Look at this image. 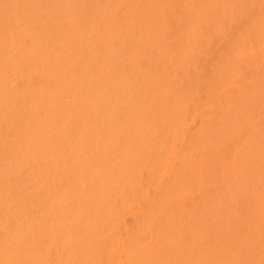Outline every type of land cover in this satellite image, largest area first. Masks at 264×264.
<instances>
[{"label":"bare ground","instance_id":"6f19581e","mask_svg":"<svg viewBox=\"0 0 264 264\" xmlns=\"http://www.w3.org/2000/svg\"><path fill=\"white\" fill-rule=\"evenodd\" d=\"M263 45L264 0H0V264H264Z\"/></svg>","mask_w":264,"mask_h":264},{"label":"rangeland","instance_id":"374dc122","mask_svg":"<svg viewBox=\"0 0 264 264\" xmlns=\"http://www.w3.org/2000/svg\"><path fill=\"white\" fill-rule=\"evenodd\" d=\"M61 6H62V7H61ZM60 7H61V8H59V10L61 11L62 9L64 10V7H66V6H63V4H62V5L60 4ZM54 9H55V8H54ZM66 9L68 10V6H67ZM66 9H65V11L68 12ZM59 10L57 9V11H59ZM63 10H62L60 13L65 12V11H63ZM55 11H56V9H55ZM57 11H56L55 13H57ZM195 15H196V13H193V15L190 14L189 17L192 16V17H194V19H195V17L198 16V15H196V16H195ZM195 20H196V19H195ZM197 20H198V18H197ZM197 20H196V21H197ZM231 23H232V22H231ZM197 24H198V23H197ZM195 25H196V24H195ZM200 25H201V27L199 28L200 30H199V29H197V30H199V31L201 32V28H203L202 24H198L197 26H200ZM196 28H198V27H196ZM203 31H204V30H202L201 35L203 34ZM256 51H257V50H256ZM261 51H262V52H261ZM254 52H255V51H254ZM261 54H262V55H261ZM248 55H249V54H248ZM248 55H245V56H247L248 60H247V58H245V56H244V59L247 60V61H244V65H243V73H244V74L242 73L241 78H240V81H239L238 84H237V87L233 88L232 90L237 91L238 89L240 90V89L242 88V89H244V91H248V92L251 91V92H252V91L254 90L253 93H255V92L257 93L258 91H260V89H263V91H261V92H264V80L262 79V78H264V75H263V73H264V72H263V71H264V66H262V64L264 63V60L262 59V58L264 57V45L262 46V48H259V52L257 51V52H255V53L249 55V56H248ZM253 55H254V56H253ZM251 56H252V57H251ZM261 56H263V57L261 58ZM249 57H250V58H249ZM251 58H253V59H251ZM254 59H255V60H254ZM257 59H258V61H256ZM260 61H262V62H260ZM249 62H250L251 65L249 64ZM257 62H259V63H257ZM247 63H248V64H247ZM253 63H255V64H253ZM245 64H246L247 68L245 67ZM260 64H261V65H260ZM252 65H253V66H252ZM263 65H264V64H263ZM184 66H185V65H184ZM249 66H250V67H249ZM251 66L253 67L252 69H251ZM185 67H187V66H185ZM244 67H245L246 69H245ZM254 67H255V68H254ZM183 68H184V67H183ZM257 68H259V69H257ZM244 69H245V71H244ZM250 69L252 70V72H251ZM183 70H184V71H183ZM183 70L181 69V72L183 71V72L185 73V69H183ZM186 70H187V69H186ZM257 70H258V71H257ZM187 71H188V70H187ZM187 71H186V74H187ZM181 72H180V73H181ZM254 72H256V73H254ZM257 72H258V73H257ZM262 72H263V73H262ZM247 73H248V74H247ZM259 73H261V76H260ZM182 74H183V73H182ZM249 74H250V75H249ZM252 74H253V78L251 77ZM256 75H257V76H256ZM262 75H263V76H262ZM242 76H243L244 78H243ZM248 76H250V78L246 80V78H248ZM254 76H255V77H254ZM259 76L262 77V78L259 79ZM242 78H243V79H242ZM250 79H251V80H250ZM252 79H254L253 81H255L256 83L253 82ZM255 79H257V80H255ZM258 79H259V80H258ZM245 80H246L247 83L244 84V81H245ZM248 80H250V81H248ZM262 80H263V81H262ZM258 81H260V83H258ZM250 82H252V83H254V84L250 85V84H251ZM240 84H244V87H243V85L241 86ZM248 84H249L251 87H250V86H246V85H248ZM259 84H260V85H259ZM256 86H257V87L259 86V87L256 88ZM262 86H263V88H262ZM248 87H249V88H248ZM254 87H255V88H254ZM242 89H241L240 91H243ZM245 89H247V90H245ZM250 89H251V90H250ZM239 90H238V91H239ZM256 90H257V91H256ZM251 92H250V93H251ZM214 106H215V108H214ZM213 109H214V110H213ZM216 109H217V105H211V108H209V112H210V110H211L212 117L217 116L218 113L215 112V111H217ZM215 113H217V114H215ZM209 114H210V113H209ZM209 116H211V115H209ZM197 117H198V115H197ZM197 117L195 118L196 120H197L198 118H200V117H198V118H197ZM202 117H203V116H202ZM203 118H204V117H203ZM195 119H194L193 122L196 121ZM200 119H201V118H200ZM200 119H198L199 126L202 125V124H203V125L200 126V127L197 126L198 124L194 126V124L197 123V121H196V123L191 124V125H192V129L190 128L191 131H194L195 127H197V129L199 128V130H200L201 127H203V126L205 125V124H204V123H205V118H204V119H201V120H200ZM257 119H258L259 121H258ZM261 119H262V118H260V117H256L254 121H255V122H261V121H262ZM256 120H257V121H256ZM199 121H200V122H199ZM203 122H204V123H203ZM200 123H201V124H200ZM253 123H254V122H253ZM260 124H261V123H260ZM193 126H194V127H193ZM247 128H248V127H247ZM197 129H196V130H197ZM196 130H195V131H196ZM244 131H245V129H244ZM246 131H247V130H246ZM230 139H231V140H234V141H231V140H229V138H228V139H226V140L229 141V142H227V141L222 142V143L219 142L220 145L217 143V145H218L220 148H219L218 146H215V144H214V146H213L212 144H210L211 146L208 144L210 147H208V145H205V148H206V146H207V147L210 149V150H208V148H206L207 151H208L209 153H208V152L206 151V149H205V154H206V153L208 154V156H207V154L205 155L206 160H207L208 157H210V155H211L210 152H211L212 150H217V149H219V150H217V151H219V152H223V153H224V151H227V153L225 152L224 154H225V155L227 154L226 156H228V158H230L231 155L233 154V151H234V149H235V146L237 147V145H238V138H230ZM235 139H236L237 141H236ZM224 140H225V139H224ZM235 141H236L237 144L234 145ZM225 143H226V144H225ZM223 145H224V147H223ZM227 146H228V148H227ZM212 147H213V148H212ZM221 147H222V148H221ZM229 147H230V148H229ZM232 147H233V148H232ZM228 149L231 150V151H229ZM214 152H215V151H214ZM229 152H230V153L232 152V154H230ZM202 180H204V181L201 182ZM201 181H200V185L198 186V187H199V190L196 189V188H198V187H196L195 189H193V190H196V191L198 190L197 193H196V191H195V192L193 191V193H195V194H192V193L190 192L191 190H189V191H187V192L185 191V192L187 193V195H186V193L184 192L185 195L182 194L181 196H179L178 198H176V201H177V202L175 201V202H176V203H175V202L173 201L174 204H173L172 201H171L170 204H171L172 206H171V205H170V206H171V207H174V205L176 204V205H175V208L177 207V209H178V208L181 209V208H180V204H181V206L184 205L185 208H186V207H187V208L189 207V209H190V207H192V208H197V207H199V206L202 204L201 202H209V201H211V199H212L214 193L217 191L216 189H218V190L220 189V190H222V191L225 190L224 192H226V191L228 190V187H229V184L227 183L228 181H225V182H223V183L221 182V183H219V184L216 183L217 186H215V183H214V182H211V181H210V182L212 183V185H211V183H210L209 181L205 180L204 177L201 178ZM205 182H206V184H207V187H206ZM213 183H214V184H213ZM226 183H227V184H226ZM208 184H210V186H209ZM222 184H223V186H222ZM218 185H220V186H218ZM225 185H226V188L224 187ZM200 186H202L203 190H200V189H202ZM204 186H205V187H204ZM211 186H212V187H211ZM210 187H211V188H210ZM213 187H214V188H213ZM218 187H219V188H218ZM220 187H221V188H220ZM222 187H223V188H222ZM207 188H208V190H207ZM215 188H216V189H215ZM224 188H225V189H224ZM213 189H214V190H213ZM204 190H205L206 192H205ZM210 190H211V191H210ZM203 191H204V193H203ZM207 191H208V192H207ZM214 191H215V192H214ZM198 192H199V193H198ZM213 192H214V193H213ZM188 193H189L190 195L193 196V199L191 198L192 196H190ZM205 193H207V194H205ZM208 193H209V194H208ZM196 194H197V195H196ZM194 195H196V196H194ZM200 195H201V197H199ZM205 195H207L210 199H209L208 197H207L208 199L205 198V197H206ZM182 196H183V197H182ZM188 196H189V197H188ZM202 196H203V199H202ZM204 196H205V197H204ZM183 198H184V199H183ZM185 198H186V199H185ZM194 198H196V200H195ZM199 198H200V199H199ZM204 198H205V200H207V201H205ZM181 199H182V201H181ZM179 200H180V201H179ZM183 200H184V201H183ZM187 200H189V202H187ZM202 200H204V201H202ZM194 201H196V203H195ZM193 202H194L195 205H192ZM197 203H198V204H197ZM194 206H195V207H194ZM183 208H184V207H183ZM192 208H191V209H192ZM128 215H129V216H128ZM128 215H126V218H127V217H128L129 219L132 218V216H130V214H128ZM129 219H128V220H129ZM131 220H132V219H131Z\"/></svg>","mask_w":264,"mask_h":264}]
</instances>
